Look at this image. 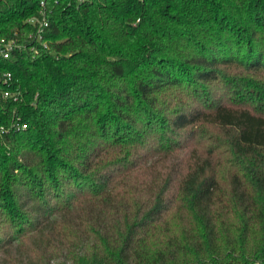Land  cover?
I'll use <instances>...</instances> for the list:
<instances>
[{
	"label": "trees",
	"instance_id": "obj_1",
	"mask_svg": "<svg viewBox=\"0 0 264 264\" xmlns=\"http://www.w3.org/2000/svg\"><path fill=\"white\" fill-rule=\"evenodd\" d=\"M3 38L0 264H264V0H0Z\"/></svg>",
	"mask_w": 264,
	"mask_h": 264
},
{
	"label": "built area",
	"instance_id": "obj_2",
	"mask_svg": "<svg viewBox=\"0 0 264 264\" xmlns=\"http://www.w3.org/2000/svg\"><path fill=\"white\" fill-rule=\"evenodd\" d=\"M42 7H45V1L41 2ZM29 22L37 28V38L38 40H41L43 38V34L46 30V28L49 26V19H48V12L46 9H42L40 11V15L33 16L29 19ZM46 45V44H45ZM17 46L13 40H7L5 38L0 40V54H2L4 57L8 58L11 56L12 51ZM0 79L4 80L5 82H8L12 79V74L10 72H5L2 75H0ZM4 97H14L15 100L18 99V96L11 92L10 90H6L4 92ZM14 127L20 129V128H26L27 125L24 124L22 127L19 123L15 124ZM3 129V128H2ZM4 130V129H3Z\"/></svg>",
	"mask_w": 264,
	"mask_h": 264
}]
</instances>
